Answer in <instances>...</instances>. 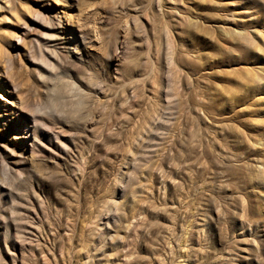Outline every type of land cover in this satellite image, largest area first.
<instances>
[{"label":"rangeland","instance_id":"rangeland-1","mask_svg":"<svg viewBox=\"0 0 264 264\" xmlns=\"http://www.w3.org/2000/svg\"><path fill=\"white\" fill-rule=\"evenodd\" d=\"M0 182V264H264V0H0Z\"/></svg>","mask_w":264,"mask_h":264},{"label":"bare ground","instance_id":"bare-ground-1","mask_svg":"<svg viewBox=\"0 0 264 264\" xmlns=\"http://www.w3.org/2000/svg\"><path fill=\"white\" fill-rule=\"evenodd\" d=\"M79 92H81V91L79 90ZM35 128H36V125H35V123L32 122L31 126H28L26 131L24 132L26 134V136H28V134H29V136L31 137L30 140H31L32 145H34L36 143V141L38 140V136H37ZM30 131L33 132V134ZM54 137L58 138L56 134L54 135ZM11 172H12V170L10 168H8V166L5 165L3 167L4 176H7L8 173H11ZM4 187H5L4 184L2 182H0V192H2L4 190L3 189Z\"/></svg>","mask_w":264,"mask_h":264}]
</instances>
